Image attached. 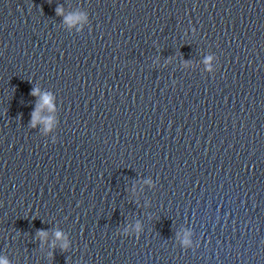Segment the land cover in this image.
I'll list each match as a JSON object with an SVG mask.
<instances>
[{
  "label": "water",
  "instance_id": "1",
  "mask_svg": "<svg viewBox=\"0 0 264 264\" xmlns=\"http://www.w3.org/2000/svg\"><path fill=\"white\" fill-rule=\"evenodd\" d=\"M0 256L264 264V0H0Z\"/></svg>",
  "mask_w": 264,
  "mask_h": 264
},
{
  "label": "clouds",
  "instance_id": "2",
  "mask_svg": "<svg viewBox=\"0 0 264 264\" xmlns=\"http://www.w3.org/2000/svg\"><path fill=\"white\" fill-rule=\"evenodd\" d=\"M56 13H57V15H61V9L57 8L56 9ZM83 20H85V17L83 15H75V16L70 15V16L66 17V23L69 24V25L75 24L78 21H83ZM211 59H212L211 57H206L205 60H204V64L206 66V70H208V71H211V68L208 67ZM32 95L33 96L37 95V90L36 89L32 90ZM42 103H43V105H46L49 110H52L53 105L51 103V97L50 96L44 95L43 98H42ZM38 118H39V109H37L32 115V121L31 122H32L33 125H35V123L38 120ZM44 123H45V125L50 127L52 122H51V120H47ZM54 235H55V237H56V239L58 241H62V243L60 245L61 248L62 249H66L68 245H67V241L64 238V236L62 235V233L57 231V232H55ZM38 236L41 239H43V238L46 237V233L40 232V233H38ZM188 236H189L188 233L184 234V238L181 241V245L182 246H189L190 245V240L188 239ZM0 264H9V261L6 258L0 256Z\"/></svg>",
  "mask_w": 264,
  "mask_h": 264
}]
</instances>
